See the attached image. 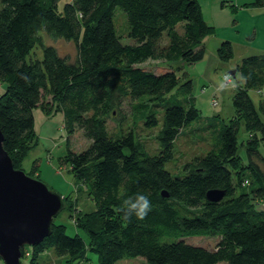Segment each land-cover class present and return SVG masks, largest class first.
<instances>
[{
    "label": "trees",
    "instance_id": "16d2710c",
    "mask_svg": "<svg viewBox=\"0 0 264 264\" xmlns=\"http://www.w3.org/2000/svg\"><path fill=\"white\" fill-rule=\"evenodd\" d=\"M58 1L0 0L2 148L23 171L37 144L33 110L59 111L67 136L78 131L90 141L80 152L67 147L58 160L85 186L94 209L72 221L86 239L67 235L66 226L53 221L43 241L20 249V264H44L41 256L50 251L67 264H88L91 254L98 264L125 258L264 264V210L256 206L264 201V157L257 149L264 145V52L243 56L233 70L250 78L235 87L227 83L231 118L203 117L183 70L204 58L206 39L216 32L198 0H67L61 8ZM247 5L264 7V0ZM115 8L122 14L114 17ZM45 36L71 41L74 60L45 44ZM125 37L132 44H123ZM216 51L228 60L230 39ZM149 59L165 69L139 65ZM172 62L179 66L171 68ZM241 126L245 158L238 151ZM180 142L189 149L202 145L183 153ZM37 169L35 161L24 172L39 180ZM211 189L223 191V199L209 202ZM137 193L148 196L152 210L143 220L133 215L125 221L118 209L128 197L135 202ZM191 236L216 243L212 249L190 245L185 238Z\"/></svg>",
    "mask_w": 264,
    "mask_h": 264
},
{
    "label": "rangeland",
    "instance_id": "374dc122",
    "mask_svg": "<svg viewBox=\"0 0 264 264\" xmlns=\"http://www.w3.org/2000/svg\"><path fill=\"white\" fill-rule=\"evenodd\" d=\"M66 1L59 0L58 7L61 8ZM236 1L233 0L234 4H232L235 9L227 5L224 7V12L222 13L220 11L219 0L217 2L215 0H199L203 17L207 22L212 23L214 28H216V32L231 37L230 41L233 50V54L228 60H221L218 58L216 51L221 40L216 42L214 38H208L204 46V58L194 63V65H185L183 68L193 81L192 94L196 98V107L200 109V114L203 117L218 114L225 121L231 118L234 114V108L231 104L232 89L230 84L232 83L227 84V82H224L223 74L233 71L239 60L243 56L248 55L252 50L254 52H262L264 50L261 48L264 46V26L262 25L264 16L254 15L261 8L247 5L252 0L248 2L247 0ZM114 11V17L116 12L121 13L117 8ZM121 14L116 15V22L119 28H122L125 24ZM233 19L234 21H232ZM235 25L236 27L232 28ZM44 42L45 44L53 45L59 55L68 57L69 60H74L75 46L71 41L68 42L62 39L52 40L45 36ZM121 42L123 44H132V40L128 37L122 38ZM250 46H253L255 49L247 48ZM139 65L145 69H151L155 73H160L165 69L163 67L166 66L161 64L160 61L150 59ZM169 66L175 69L179 64L172 62ZM176 73L179 75L180 71L176 69ZM221 82H223V90L220 89ZM250 94L255 103H257L258 95L253 91ZM212 100H215L217 103L215 107L211 105ZM33 115L37 144L24 159L22 164L23 171L29 173L33 163L37 162L39 181L44 183L52 192H57L62 197H69L66 199V202H63V208L56 214L54 223L65 225L67 235L78 234L86 239L85 234L81 230L76 229L72 221L83 212L93 210L94 203L88 196L85 186L73 178L67 169V165L59 164L58 157L64 155L67 147L74 152H80L86 149L90 141L79 135L80 132L78 131L74 132L70 137L67 136L63 125V115L59 111L53 110L50 114H45L39 108H35ZM110 127L112 128L113 125L111 124ZM240 128L237 136L238 151L242 158H245V150L240 144L245 140L246 132L243 126ZM200 145L202 144L199 143L198 146ZM198 146H192L189 149L188 145L182 142L178 144L179 150L183 153L194 151L198 149ZM257 149L264 157V145H259ZM256 206L264 210V201L258 203ZM185 242L190 245L193 244L212 249L216 243V238L191 236V238H185ZM41 258L44 264H67L63 257H56L51 251L46 252L45 255L43 254ZM89 258L88 264H98L95 254L89 255ZM46 259L49 262H46ZM142 260L141 258H125L118 260L115 264H143ZM0 264H3L1 260ZM217 264L225 263L220 262Z\"/></svg>",
    "mask_w": 264,
    "mask_h": 264
},
{
    "label": "water",
    "instance_id": "95a60500",
    "mask_svg": "<svg viewBox=\"0 0 264 264\" xmlns=\"http://www.w3.org/2000/svg\"><path fill=\"white\" fill-rule=\"evenodd\" d=\"M228 73L235 76L234 71ZM2 142L0 130V260L3 264H20V249L49 235L64 203L62 196L44 183L14 169ZM223 195V191L211 189L205 197L209 202H218ZM162 196L167 197V193Z\"/></svg>",
    "mask_w": 264,
    "mask_h": 264
},
{
    "label": "clouds",
    "instance_id": "9594fccd",
    "mask_svg": "<svg viewBox=\"0 0 264 264\" xmlns=\"http://www.w3.org/2000/svg\"><path fill=\"white\" fill-rule=\"evenodd\" d=\"M249 78L250 77L245 76L243 73H236L235 78L228 74L224 75V79L230 81L233 87L236 86L235 81L238 80L241 84H244ZM220 89L223 90V82H221L220 84ZM131 201L132 197H128L123 201L122 205L118 209V211L124 213L123 218L125 221H130L133 215H135L137 219L143 220L147 216V214L152 210L151 202L147 195L137 193L135 195V202Z\"/></svg>",
    "mask_w": 264,
    "mask_h": 264
},
{
    "label": "crops",
    "instance_id": "0c3cea01",
    "mask_svg": "<svg viewBox=\"0 0 264 264\" xmlns=\"http://www.w3.org/2000/svg\"><path fill=\"white\" fill-rule=\"evenodd\" d=\"M199 1V0H198ZM218 0H215V2H217ZM248 1H251V0H247V2ZM219 2H220V4H219V6H220V11L223 13L224 11H223V9H224V7L225 6H227V5H229L230 7H233V9H235V7H234V5H232V4H234V2H233V0H219ZM236 2H239V0H237ZM244 2V1H243ZM217 4V3H216ZM261 9H259L260 11H262L261 13H256V14H254V15H257V16H259V15H263L264 16V7H260ZM204 18V17H203ZM206 20V19H205ZM232 21H234V19L232 20ZM209 23V22H208ZM209 24H212V23H209ZM263 26H264V22H263V24H262ZM234 27H236V25L235 26H232V28H234ZM256 32H257V29H256ZM257 34V33H256ZM208 38H214V40H216V42H219L220 40H222V39H230L231 37L229 36V35H222V34H219L218 32H215V35L214 36H210V37H208ZM208 38L206 39V41L208 40ZM206 43V42H205ZM247 48H249V49H255L253 46H250V47H247ZM262 49H264V46L263 47H261ZM261 48H256V49H261ZM262 52H264V50H262ZM254 53H261V52H254V50H252L248 55H250V54H254ZM246 56V55H245ZM224 75V74H223Z\"/></svg>",
    "mask_w": 264,
    "mask_h": 264
},
{
    "label": "built area",
    "instance_id": "2783aa9c",
    "mask_svg": "<svg viewBox=\"0 0 264 264\" xmlns=\"http://www.w3.org/2000/svg\"><path fill=\"white\" fill-rule=\"evenodd\" d=\"M225 82L229 83V81H228V80H225Z\"/></svg>",
    "mask_w": 264,
    "mask_h": 264
},
{
    "label": "bare ground",
    "instance_id": "6f19581e",
    "mask_svg": "<svg viewBox=\"0 0 264 264\" xmlns=\"http://www.w3.org/2000/svg\"><path fill=\"white\" fill-rule=\"evenodd\" d=\"M229 72V71H228ZM228 75H231L230 73H227Z\"/></svg>",
    "mask_w": 264,
    "mask_h": 264
}]
</instances>
